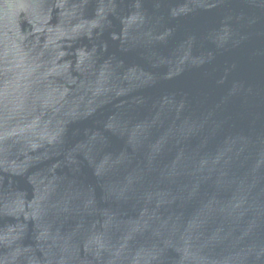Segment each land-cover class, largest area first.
Segmentation results:
<instances>
[{
	"label": "water",
	"instance_id": "95a60500",
	"mask_svg": "<svg viewBox=\"0 0 264 264\" xmlns=\"http://www.w3.org/2000/svg\"><path fill=\"white\" fill-rule=\"evenodd\" d=\"M0 264H264V0H0Z\"/></svg>",
	"mask_w": 264,
	"mask_h": 264
}]
</instances>
